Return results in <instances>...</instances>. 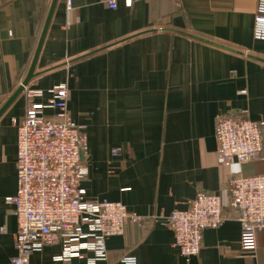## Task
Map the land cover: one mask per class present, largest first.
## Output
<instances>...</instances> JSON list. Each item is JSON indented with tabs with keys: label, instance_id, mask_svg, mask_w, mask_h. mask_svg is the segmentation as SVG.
Segmentation results:
<instances>
[{
	"label": "crops",
	"instance_id": "obj_1",
	"mask_svg": "<svg viewBox=\"0 0 264 264\" xmlns=\"http://www.w3.org/2000/svg\"><path fill=\"white\" fill-rule=\"evenodd\" d=\"M51 3L0 0V107L28 72ZM260 10L264 0H134L114 9L101 0L56 1L25 88L41 90L33 100L45 102L50 89L66 85L67 111L87 136L86 196L120 201L143 217L108 237L107 258L95 264L125 257L134 264H264V230L254 250L241 249L227 188L232 176L264 174V151L221 165L214 133L219 117L264 119V40L253 39ZM28 101L23 90L0 116V264L16 253L17 219L6 198L16 192L15 121ZM200 191L220 196L224 220L203 230L198 254L185 260L159 217ZM61 253L46 246L29 264H89L93 256L63 261Z\"/></svg>",
	"mask_w": 264,
	"mask_h": 264
},
{
	"label": "built area",
	"instance_id": "obj_2",
	"mask_svg": "<svg viewBox=\"0 0 264 264\" xmlns=\"http://www.w3.org/2000/svg\"><path fill=\"white\" fill-rule=\"evenodd\" d=\"M101 1L114 9L119 1L129 7L134 0ZM253 39L264 40L263 10L255 16ZM24 91L29 101L23 118L15 121L17 187L6 198L17 219L16 253L7 264H29L30 255L46 246H60L62 253L56 258L63 261L84 252L93 255L89 264L105 260L106 239L143 217L120 201L86 196L82 182L88 173L87 136L84 126L75 123L67 111L66 85L50 89L45 102L33 100L43 95L41 90ZM214 133L221 165L243 163L264 151V119L219 117ZM117 154L116 149L112 151L113 156ZM227 188L230 206L238 211L240 247L254 250L256 234L264 230V174L232 176ZM223 220L220 196L202 191L185 208L159 217L173 232L174 245L185 260L198 254L203 230L218 227ZM121 264L134 261L125 257Z\"/></svg>",
	"mask_w": 264,
	"mask_h": 264
},
{
	"label": "water",
	"instance_id": "obj_3",
	"mask_svg": "<svg viewBox=\"0 0 264 264\" xmlns=\"http://www.w3.org/2000/svg\"><path fill=\"white\" fill-rule=\"evenodd\" d=\"M56 1L57 0H52L51 6H50V9H49V13H48V16L46 18V21H45V24H44V27H43V30H42L38 45L36 47V50H35L31 65H30V67L28 69V72H27L25 78L23 79V81L16 88V90L9 96V98L5 101V103L0 107V116L5 112L7 107L23 92L24 88L28 85L29 81L31 80V78L35 74L34 73V69H35L37 57H38V54L40 52L41 45L43 43V40H44L46 31H47V28H48V25H49V21H50L53 9H54L55 4H56ZM216 45L222 46V45H219V44H216ZM222 47L229 49L228 47H225V46H222Z\"/></svg>",
	"mask_w": 264,
	"mask_h": 264
}]
</instances>
